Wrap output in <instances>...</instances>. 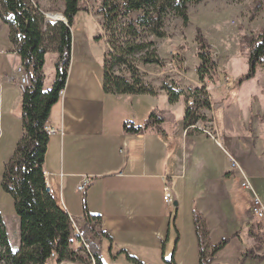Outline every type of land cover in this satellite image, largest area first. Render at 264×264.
I'll use <instances>...</instances> for the list:
<instances>
[{
    "label": "crops",
    "instance_id": "0c3cea01",
    "mask_svg": "<svg viewBox=\"0 0 264 264\" xmlns=\"http://www.w3.org/2000/svg\"><path fill=\"white\" fill-rule=\"evenodd\" d=\"M81 17L82 22L71 26L65 86L45 123L47 130H54L48 136L44 171L57 206L76 227L83 221V198L88 211L100 216L101 229L109 236L100 240L103 264H128L124 254L143 264H165L164 259L171 255L175 264H197L193 209L206 220L210 244L230 238L214 256V264H264V258L242 257L254 245L246 233L250 208H243L245 199L234 187V176L242 178L241 172L231 168L229 161L235 158L245 170L244 164L251 168L257 153L251 144L244 149L240 141L244 136L236 128L240 121L216 119L210 104V114L205 110L201 114L211 118L213 139L197 131L184 132L187 99L183 97L171 103L166 92L155 87L154 96L105 93L102 74L107 47L101 25L87 14ZM3 34L7 42L0 47V179L22 133V90L11 80L20 60L15 67L8 66L6 56H18L9 42L7 26ZM53 81L47 85L43 81V88L48 89ZM226 87L229 90L233 85ZM152 108L166 113L159 130L123 131L124 122L142 126ZM84 176L88 184L78 191ZM248 178L254 182L253 177ZM166 188L172 206L163 201ZM2 202L6 210L1 209ZM11 203L0 193V214L9 243L16 250L19 223ZM5 215L12 221L15 238L18 231L17 248L11 244ZM73 239L71 248L75 250L79 242ZM259 250L256 255L264 254V244ZM48 264L82 263H57L52 256Z\"/></svg>",
    "mask_w": 264,
    "mask_h": 264
},
{
    "label": "trees",
    "instance_id": "16d2710c",
    "mask_svg": "<svg viewBox=\"0 0 264 264\" xmlns=\"http://www.w3.org/2000/svg\"><path fill=\"white\" fill-rule=\"evenodd\" d=\"M62 1L65 23L46 22L39 8L28 0H0V21L7 26L9 42L28 77V84L21 95L22 133L12 155L3 165L0 179V188L11 197L18 218L19 247L16 250L11 247L0 214V264H48L52 256L57 263L70 261L102 264L100 240L109 238L101 229L100 216L88 211L84 198L83 221L77 227L76 234L71 217L57 206L46 189L44 158L48 134L45 123L51 107L57 102L65 86L70 64L71 26L80 10L81 0ZM200 1L202 0H100L96 13L102 18V29L109 33V50L103 58V91L122 95H156L157 90L144 82L138 67L128 57L139 55L136 61L144 65L164 67V61L156 54L154 43L145 42V37L151 35L164 38V20L170 13L179 17L183 26H186L188 5ZM254 3L251 17L258 14L263 0H255ZM122 19L125 20L124 23H121ZM126 37L130 40H126ZM195 42L199 60L196 75L200 81H204L215 72L216 63L211 56V46L199 29L195 32ZM240 49L248 56V70L237 79L238 84L252 78L256 67L264 64V30L254 37L243 34ZM49 51L57 54L55 76L52 85L44 89L42 68L44 56ZM120 65L126 67L129 77L115 73V67ZM160 89L166 92L171 103L180 97H188L183 90L174 89L166 83ZM186 106L184 127L194 121L204 120L200 110L209 109L210 104L206 99H194L191 106ZM165 114L164 110L152 108L142 126L124 122L123 131L140 134L150 129L159 130L165 121ZM192 218L197 243V264H214V256L227 245L230 238L223 239L216 245L210 244L205 218L195 209L192 211ZM254 220L256 221L255 218ZM260 229L264 233L258 222L248 225L246 233L253 239L254 245L243 253V258H264V254H254L255 249L260 248ZM74 237L79 242L75 250L71 248ZM124 257L129 263L143 264L133 256L124 254ZM164 263L175 264L173 256L164 259Z\"/></svg>",
    "mask_w": 264,
    "mask_h": 264
},
{
    "label": "rangeland",
    "instance_id": "374dc122",
    "mask_svg": "<svg viewBox=\"0 0 264 264\" xmlns=\"http://www.w3.org/2000/svg\"><path fill=\"white\" fill-rule=\"evenodd\" d=\"M28 1L32 4L34 1L39 2V5L37 3H34V5L43 9L44 13L42 14L46 22H55L54 19L47 17L49 13H59L62 15V0ZM254 2L255 0H202L195 4H189L187 9L188 23L186 26H183L179 17L170 13L164 20V31L166 32L164 38H156L150 35L146 36L145 40L143 39L145 42L152 41L154 43L156 54L158 58L164 61V67L153 64L144 65L136 61L139 55H132L128 58H132L133 63L142 74L144 82L151 86L160 89L161 85L166 83L174 87V89L180 87L187 94V100L194 98L197 93H203L206 95V100L209 104H212L216 119H219L220 116L227 119L228 117L232 119L236 118L240 121L236 126L241 131V136H244L240 138V141H242L244 149L247 150L249 149L248 144H251L256 150L257 156L256 160L252 157L251 168L244 164L245 170L241 168L239 161L231 157L236 161V166L230 165V167L241 172L242 177L234 176V187L239 191V195L245 199L243 208L245 210L248 207L250 208L251 217L249 225L258 222L263 229V222L258 219H256V222L251 212L252 206H254L253 194L247 191V189L245 190L242 183L251 186L255 196L264 207V64L256 67L252 78L240 84L236 82L248 70V56L246 52L240 49L241 36L245 34L254 37L264 30V0L258 14L251 17ZM99 4L100 0H81L79 3L80 10L78 11L80 15L76 14L73 25L75 26L77 22H82L81 16L85 14H87L88 18H92V22H98L101 25L102 18L96 13ZM130 15L134 16L133 14ZM124 22L125 20L122 19L121 23ZM3 28H6V26L0 21V47H2L4 42H7L6 34H3ZM196 29L202 32L210 44L211 56L216 63L215 72L206 77L204 81H200L196 75V68L199 65L196 55ZM101 30L102 37L105 39L107 53L109 50V33L104 31L102 27ZM126 40L130 39L126 37ZM6 59L9 67H15L19 61L18 57H14L11 54H8ZM55 59H57L55 52L49 51L44 56L42 68L44 85L49 84L55 76ZM16 69L12 76L16 74ZM114 70L115 73L129 77L128 71L123 65L116 66ZM228 85H233V88L226 89ZM19 89L21 88L19 87ZM21 90L23 91V89ZM210 108L201 109L200 113L205 110L207 114H210ZM207 114H202L204 116V120H200L202 123L211 121V118ZM209 137L213 138L212 136ZM248 175L253 177L254 182L251 183ZM242 189L247 194L245 193L244 195L241 191ZM0 193L7 198L8 204L12 202L11 197L3 192L1 188ZM2 203L1 209L6 210V203ZM244 213L246 214V211ZM5 218L7 220L11 244L17 248L18 244L15 245V240L16 238L18 240V231L15 238L13 234L15 228L12 225V221L6 215ZM258 240L261 241L259 243L260 248H256L255 251L261 249L264 244V233L261 229L258 233ZM72 241L75 243L74 239ZM255 251L254 254H256ZM128 264L132 263L128 262Z\"/></svg>",
    "mask_w": 264,
    "mask_h": 264
},
{
    "label": "built area",
    "instance_id": "2783aa9c",
    "mask_svg": "<svg viewBox=\"0 0 264 264\" xmlns=\"http://www.w3.org/2000/svg\"><path fill=\"white\" fill-rule=\"evenodd\" d=\"M11 79H12L13 82H16L21 89H24V87L28 84L27 74L25 73L24 68L21 65L16 69V74H14V76H12ZM61 92H60V94H61ZM206 98L207 97H206L205 94L197 93L194 98H189L187 100V105L191 106L193 104V102H194V99L205 100ZM190 130L201 132V133H203L205 135H209V136L213 137V132H212V128H211V123L210 122L202 123L200 120L194 121L190 125H188L187 127H184V132L185 133L190 131ZM53 133H54L53 129L47 130L48 136L50 134H53ZM217 144H218V142H217ZM230 165L231 166H236V161L234 159H232V158L230 159ZM88 181H89L88 177H86V176L82 177L80 179L78 185H77V190L78 191H84V189L86 188V186L88 184ZM242 186L245 187V190L247 189V191H250L253 194V197H254L253 204H254V206H252L251 212H252V214H253L255 219H258V220L263 222V231H264V207L261 205L259 199L255 196V194H254V192H253V190H252L250 185H248L246 183H242ZM46 189H47V192L50 194V196L52 198H54L53 189L50 186H47ZM163 201L168 206H172V204H173V199L171 197V193H170V190L168 188L165 189V193L163 195ZM74 226H75L76 234H78L77 227H76L75 224H74Z\"/></svg>",
    "mask_w": 264,
    "mask_h": 264
},
{
    "label": "bare ground",
    "instance_id": "6f19581e",
    "mask_svg": "<svg viewBox=\"0 0 264 264\" xmlns=\"http://www.w3.org/2000/svg\"><path fill=\"white\" fill-rule=\"evenodd\" d=\"M47 17L48 18H51V19H61V14H59V13H49L48 15H47Z\"/></svg>",
    "mask_w": 264,
    "mask_h": 264
},
{
    "label": "water",
    "instance_id": "95a60500",
    "mask_svg": "<svg viewBox=\"0 0 264 264\" xmlns=\"http://www.w3.org/2000/svg\"><path fill=\"white\" fill-rule=\"evenodd\" d=\"M55 21H61V22H66L65 18L63 17V15H61V19H55Z\"/></svg>",
    "mask_w": 264,
    "mask_h": 264
}]
</instances>
